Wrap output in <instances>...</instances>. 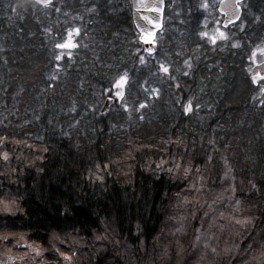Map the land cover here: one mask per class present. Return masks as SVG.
<instances>
[{
  "label": "trees",
  "instance_id": "obj_1",
  "mask_svg": "<svg viewBox=\"0 0 264 264\" xmlns=\"http://www.w3.org/2000/svg\"><path fill=\"white\" fill-rule=\"evenodd\" d=\"M98 1L99 16L66 7L75 10L73 24L81 28L71 67L56 60L50 40H44L45 29L63 34V27L32 12V6L45 10L56 0L47 7L26 0L18 24L10 18L13 10L20 12L17 0L0 2L10 68H1L7 87H2L0 116L4 111L11 117L0 121V255L16 235L47 249L75 250L79 264H131L132 253L124 245L132 243L137 226L151 248L155 237L179 227L180 218L191 213L193 205L186 208V201L210 203L225 192L223 175L229 168L239 169L238 181L264 173V81L254 85L247 69L252 49L264 43V0L245 1L255 20L244 11L228 28L233 37L222 44L211 45L198 33L180 39L192 54L178 59L180 71L167 89L146 83L143 91L129 68L138 109L134 123L111 128L108 115L100 113L91 129L63 131L59 122L72 100L93 102L100 87L102 98L113 95L103 87L111 84V69L121 66L129 48L119 33L123 28L127 36L136 32L130 14L111 13L102 7L110 0ZM188 1L189 11L196 12L198 0ZM169 14L166 5L165 18ZM190 24L193 32L199 28L194 20ZM190 24L181 25L182 32ZM186 60L188 71L182 65ZM57 63L66 67L65 79L58 78L63 70ZM94 69L107 77L94 76ZM33 114L38 120H29ZM202 212L193 228L199 227Z\"/></svg>",
  "mask_w": 264,
  "mask_h": 264
},
{
  "label": "rangeland",
  "instance_id": "obj_2",
  "mask_svg": "<svg viewBox=\"0 0 264 264\" xmlns=\"http://www.w3.org/2000/svg\"><path fill=\"white\" fill-rule=\"evenodd\" d=\"M185 1H186L185 4L187 6L186 7L187 14L183 15V11H182L183 6L181 5L184 1L169 0L167 7L170 10V14L166 16L164 23L165 25L164 31L159 35L157 39L158 52L157 55L154 57L148 58L145 55L142 46L138 41L137 32L133 31L132 33H130L129 32L130 29H127L129 32V35L127 36L126 35L127 32H125V28H123L122 34L119 33V36H123L124 38H126L124 41L129 46V48L127 47L129 50L126 49L125 54H123L121 66H118L117 69H111V71H114V75H115L110 79L113 80L111 84L103 87V92L105 93L111 92V94H113L112 96L116 98L115 103L111 105L110 110L104 114V115L106 114L108 115L107 123L111 128L120 129L129 124L134 123L135 121L134 111L138 109H135L136 106L131 98L133 97V94L130 92L131 76L128 74L129 68H131L129 69L130 71L135 73L133 81L134 82L138 81L137 86L141 83L140 89H142L143 91L147 90L146 83L148 86H150V88L154 87V83L158 84V86L161 84H165L164 88L167 89L169 87V84L171 83L170 81L174 79V78L172 79L173 73L176 74L180 71L178 69L179 68L178 59L183 58L184 60L189 54H192L190 50L187 51V46L184 42L185 40L184 38L187 37L188 33L189 35H194V33L195 34L198 33L202 38H206L207 42L211 45L222 44V42L224 41L218 38L215 44L212 43V37L213 36L219 37L220 31H225L230 39L233 37L234 31L231 32L229 29H225L222 27L223 16L217 11L219 0H207L209 7L206 11L202 10L199 7L200 4L202 3V0H198L195 6L196 12H192V13L189 11L191 3L188 0ZM0 2L5 3L8 2V0H0ZM25 2L26 0H17L16 6L20 7V12L17 14L16 11L13 10V13L10 16V18L16 24H18L20 21H23L25 17V14L21 11V8L25 9ZM98 2H99L98 0H56V3L52 5V7H49L45 10L44 9L37 10L35 9V6H32V12L33 14H35L36 17L39 16L40 18H44V20H47V22L48 21L51 22L55 20L57 24H60L59 27L61 26L63 27L64 29L63 34H59L57 30L53 31L51 28L48 30L45 29L44 31L45 42L50 40L49 46L51 45L50 48L55 49L56 60H58L59 62L63 61V66L65 64L67 67H71V63H73L71 58H73L74 56L73 50H75L79 45L78 37L80 36V32H81V28L76 27L77 26L76 23L73 24L75 18L73 11L75 10L70 11V9H66V7H75L78 8V11L85 10L87 17L99 16L100 10L97 11ZM102 7L106 8L107 10L111 11V13H115V14L118 13L124 14L126 11V13L130 14L131 16V0H112V1L110 0L108 1V8L103 1ZM109 7L110 8L112 7V9H110ZM15 10L18 9L16 8ZM243 10L246 12L248 18L255 20V14H253V11L249 6H247L246 2L243 3ZM186 19L188 20V23ZM2 20H3V16L0 14V30L2 29V23H1ZM193 20L196 21L198 23L197 26H199V28L195 32L191 31L193 29V25L190 23ZM187 24H190L191 26L189 31L182 32L184 31V27H180V26ZM244 25L245 23L241 25L238 29L240 30L241 27L242 28L244 27ZM179 29L181 30V32L179 31ZM202 33H206L207 35H202ZM168 34H170L169 38L167 37ZM55 39H60V40L55 41ZM180 39H184V40L181 41ZM172 41L175 42L173 47H171ZM69 44L71 46H65ZM83 46L84 48H87L89 45L85 44ZM97 47L100 48V46ZM6 49L7 47L5 46V38L2 37L0 33V71L1 68H3L4 70V67L10 69L8 64L9 61L4 56V52ZM97 49L95 48L94 50ZM261 49H264V43H258L252 49L251 53L255 52L256 55L255 57H252L250 53L248 59L249 64L247 65V69L249 72L252 65L264 60V52H262ZM116 51L117 50H114V52ZM64 60L65 61L68 60L69 64L64 63ZM142 60L144 61V63H141ZM160 65L169 67L170 69L169 73L168 74L163 73L160 69ZM182 65L186 66L187 68L186 71L189 70V65H190L189 60H186ZM57 68L63 70V67L61 66L60 63H57ZM64 69L65 70H63L58 75V78L61 79L66 78L67 76L66 67ZM144 70L146 72L142 73ZM123 73L128 74L129 77L128 86L125 89H116L115 82ZM92 74L96 77H103V78L107 77L106 74H102L101 72L98 73L95 69L92 72ZM145 76L146 79H144ZM2 87L5 88L7 87V85L3 83V72L1 73V77H0V106L4 104L3 99H1L3 95ZM100 88L102 89V87ZM101 89H99L96 93L99 98H97V100L93 98V102L82 101L83 102L82 103L81 101L72 100L70 105L67 108L63 109V122H59L60 125L59 128H61V130L63 131H68L69 128H73V127H76L82 131H86V129L87 130L91 129V125L95 122L97 116L100 114V109L103 105V101L105 98V97L103 98L101 97L102 96ZM155 90L158 91V89ZM117 91H123L124 96L122 98L117 97L116 96ZM260 93L264 95V84L260 87ZM121 113H122L121 116H125V117L122 118L119 115ZM116 116H118L117 121L115 120ZM12 117L17 118L18 117L17 113L13 112ZM38 118L39 116L33 114L32 116H30L29 120L31 121H33L34 119L38 120ZM6 119L7 121H10L11 117L10 115L7 116L6 112L3 111L2 115L0 116V121ZM23 121H25L24 118ZM14 238L15 241L13 242V245H11L7 250L1 253L0 261L8 260V257L5 256V252L11 250V253L13 255L17 253L28 254V259L31 260V264H79L77 257L78 254L75 250L63 251L60 250L57 246H55L53 249H47L41 243H38L36 241H29L26 240V238L16 235H14ZM49 253H53V257H50ZM65 257H72V259L66 260ZM15 264H25V262L16 261Z\"/></svg>",
  "mask_w": 264,
  "mask_h": 264
},
{
  "label": "clouds",
  "instance_id": "obj_3",
  "mask_svg": "<svg viewBox=\"0 0 264 264\" xmlns=\"http://www.w3.org/2000/svg\"><path fill=\"white\" fill-rule=\"evenodd\" d=\"M238 174V168H229L223 175L225 192L210 203L186 201V208L193 205L191 213L186 211L179 227L155 237L151 248L137 226L132 243L124 245L132 253L131 264H264V199H252L264 197V173L252 174L246 181H238ZM200 210L199 227L193 228ZM5 256L8 260L0 264H31L28 254L8 250Z\"/></svg>",
  "mask_w": 264,
  "mask_h": 264
},
{
  "label": "water",
  "instance_id": "obj_4",
  "mask_svg": "<svg viewBox=\"0 0 264 264\" xmlns=\"http://www.w3.org/2000/svg\"><path fill=\"white\" fill-rule=\"evenodd\" d=\"M37 5L41 7H46L51 5L54 0H33ZM245 0H242V4L244 3ZM140 0H131V16H132V21L133 24L139 34L138 40L143 46V51L146 53L148 56H153L158 47V43L156 41L157 35L162 29L164 28V16H165V9H166V0H164V3L162 5H159L162 8V11L157 13L153 12L150 10V7L152 6H157L156 5V0H143L144 4L148 5L149 7H141L137 9L135 7V4L139 3ZM235 3V0H219L218 6H217V11L222 14L223 20H222V27H224L225 22H226V13L229 11L225 5H230ZM240 13V17H242L243 14V7L238 9ZM147 17L148 19H145ZM153 21L160 23L163 25L162 28H156ZM238 22V21H237ZM232 25H229L227 28L231 27ZM225 28V27H224ZM154 32L156 35L154 37L155 43H146L144 40V36H146L148 33ZM150 52H152L150 54ZM250 78L252 76L257 77L256 82H252L254 85H258L260 81L264 80L262 77H264V60L255 63L249 72ZM252 81V80H251ZM115 99L112 96H107L104 99L103 105L100 109L101 114H105L106 112L109 111L111 105L114 103Z\"/></svg>",
  "mask_w": 264,
  "mask_h": 264
},
{
  "label": "snow or ice",
  "instance_id": "obj_5",
  "mask_svg": "<svg viewBox=\"0 0 264 264\" xmlns=\"http://www.w3.org/2000/svg\"><path fill=\"white\" fill-rule=\"evenodd\" d=\"M164 3V0H156V5L157 6H152L150 7V10L153 11V12H161L162 11V8L159 6V5H162ZM242 5V0H235V3L233 4H230V5H225V7H227L229 9V11L225 14L226 15V22H225V25L224 27L227 28L229 25H233L235 26L237 21H239L241 19L240 17V13L238 11V9L241 7ZM135 7L137 9L141 8V7H149L148 5L144 4L143 0H140L139 3L135 4ZM202 10H207L208 7H209V4L207 3V0H202V3L200 4L199 6ZM145 19H148L147 17H145ZM154 25L156 28H162L163 25L160 24V23H157L155 21H153ZM241 31H243V28L241 27L240 29ZM78 31V30H77ZM155 33L154 32H150L148 33L146 36H144V40L146 43H155V40H154V37H155ZM202 35H207L206 33H202ZM220 39V40H227L229 37L228 35L226 34L225 31H220L219 32V37H216V36H213L212 37V43H216L217 42V39ZM65 46H71L70 44L69 45H65ZM233 47H237L239 48L240 45L236 44V45H233ZM262 52H264V49H261ZM152 52H150L151 54ZM256 53L253 52L251 53V56L252 57H255ZM141 63H144V61L142 60ZM189 67H191L189 65ZM160 69L163 73L165 74H168L170 69L169 67L167 66H164V65H160ZM262 79H264V77H262ZM251 80L252 82H256L257 81V77L256 76H252L251 77ZM128 83H129V77H128V74L127 73H123L115 82V88L116 89H125L127 86H128ZM154 92L156 90H153ZM116 96L119 97V98H122L124 96V92L123 91H117L116 92ZM141 107H145L144 105H141ZM187 111L188 112H191L192 111V107H191V104H189L187 106Z\"/></svg>",
  "mask_w": 264,
  "mask_h": 264
}]
</instances>
